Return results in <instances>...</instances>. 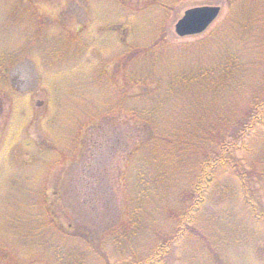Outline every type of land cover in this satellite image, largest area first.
Returning <instances> with one entry per match:
<instances>
[{"label":"rangeland","instance_id":"374dc122","mask_svg":"<svg viewBox=\"0 0 264 264\" xmlns=\"http://www.w3.org/2000/svg\"><path fill=\"white\" fill-rule=\"evenodd\" d=\"M201 5L220 6L218 17L202 34L178 36L176 20ZM228 20L227 57L242 64L229 81L241 77L253 94L264 77V0H0V264H158L147 257L170 237L166 264H264V105L243 138H228L239 171L205 169L214 181L176 238L180 189L194 170L174 175L158 153H138L149 130L122 110L155 106L165 85L158 61L131 51L150 55L158 37L202 40ZM181 49L168 63L176 72L191 65ZM147 66L152 84L133 81ZM142 170L161 181L144 184ZM46 214L58 229H35Z\"/></svg>","mask_w":264,"mask_h":264},{"label":"trees","instance_id":"16d2710c","mask_svg":"<svg viewBox=\"0 0 264 264\" xmlns=\"http://www.w3.org/2000/svg\"><path fill=\"white\" fill-rule=\"evenodd\" d=\"M214 31H216L214 34L205 39L185 44H174L167 39L158 37L156 43L158 47H154L150 51V55L146 50H141L137 54L131 51L129 54L131 58L138 55V58L144 61L150 58L151 65L158 61V79L165 81L163 88L160 87L158 81L160 97L156 99L155 106L151 105V101H140L139 103L143 102L141 106L139 104L128 109L133 119L140 121L150 133L140 145L138 153L148 148V154L152 153L155 159H157L155 155L158 153V163L162 166L163 171L171 170L174 175L178 169L194 170V174L191 176L193 182L187 184L186 181H183V188L180 189L182 201L179 203V207L183 206L185 212L181 213L178 218L179 232L174 233V238L183 230L191 229L192 213L197 211L200 202L206 197V188L214 181L211 172L208 173L205 169L210 168L212 171L217 165L237 168L239 171L238 163L232 162L229 157V152L233 150L235 142L228 143L227 141H230L228 138L237 135H239L238 139L243 138L246 131L256 125L259 111H263L264 77L253 94L250 84L244 82L241 77L236 75L235 80L229 81L232 71L237 72L242 69L240 61L227 57L232 54L228 43H230V36L233 33V21L228 20L217 24ZM225 43L226 45H224ZM179 48H183L181 53L190 56L191 65L176 72L170 68L168 63L175 59ZM222 54H226L225 57ZM123 67L125 71L127 69L125 62ZM147 69L148 66L143 69L136 67L134 73L139 74L131 75L132 80L142 82L143 86L152 84L149 80L155 78L147 73ZM234 81L236 85L232 84ZM181 90L187 93L184 100L170 101V96ZM224 96L230 101L222 103L221 99ZM116 103L115 105H123L124 102ZM115 105L102 111L101 114H106L107 110ZM157 110L158 113L155 114L154 111ZM146 174L142 170L139 173V178L143 176L144 184L147 185H154L157 179L158 181L162 179V173H158L156 178L152 177L150 173L144 176ZM244 176L245 174L241 173L239 181L245 192L248 181L244 180ZM174 189L179 190L177 181ZM244 198L246 205L251 210L252 217L258 216L255 215L254 208L250 206L251 201L247 194ZM187 202L191 204L185 206ZM165 214L168 213L165 211ZM173 217L177 218V216ZM43 218V221L39 219L35 229H40L42 226H49L53 230L58 229L48 214ZM171 239L170 237L165 240L166 245L156 244L152 248L154 253L147 257L146 261L157 260L160 261L158 264H166L167 259L164 256H167L166 246L172 242Z\"/></svg>","mask_w":264,"mask_h":264},{"label":"water","instance_id":"95a60500","mask_svg":"<svg viewBox=\"0 0 264 264\" xmlns=\"http://www.w3.org/2000/svg\"><path fill=\"white\" fill-rule=\"evenodd\" d=\"M219 6L205 5L192 7L184 11L174 25L179 36L194 35L203 32L216 18Z\"/></svg>","mask_w":264,"mask_h":264},{"label":"flooded vegetation","instance_id":"af4514ba","mask_svg":"<svg viewBox=\"0 0 264 264\" xmlns=\"http://www.w3.org/2000/svg\"><path fill=\"white\" fill-rule=\"evenodd\" d=\"M2 107H3V104H2V101L0 100V115L2 113ZM0 129H1V123H0ZM0 134H1V131H0Z\"/></svg>","mask_w":264,"mask_h":264}]
</instances>
